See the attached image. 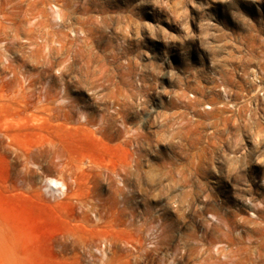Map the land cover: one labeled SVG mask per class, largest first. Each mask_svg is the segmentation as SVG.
I'll return each instance as SVG.
<instances>
[{"label": "clouds", "instance_id": "1", "mask_svg": "<svg viewBox=\"0 0 264 264\" xmlns=\"http://www.w3.org/2000/svg\"><path fill=\"white\" fill-rule=\"evenodd\" d=\"M0 264H264V0H0Z\"/></svg>", "mask_w": 264, "mask_h": 264}]
</instances>
